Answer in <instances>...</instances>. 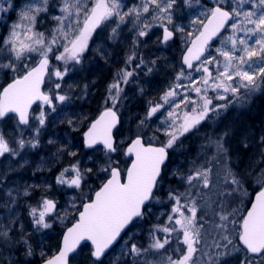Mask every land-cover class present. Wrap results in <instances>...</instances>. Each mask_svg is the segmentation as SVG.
Here are the masks:
<instances>
[{
    "label": "snow or ice",
    "instance_id": "1",
    "mask_svg": "<svg viewBox=\"0 0 264 264\" xmlns=\"http://www.w3.org/2000/svg\"><path fill=\"white\" fill-rule=\"evenodd\" d=\"M209 3L140 0L128 6L123 0H29L24 4L7 35L0 36V158L13 159L23 168L30 150L51 146V156L41 158L33 175L47 171L52 180L12 185L10 173L16 166L0 171V264H36L37 258L39 264H79L84 249L88 264H106L125 236L120 254L124 264H198V253L207 257L206 264L232 260L264 264V129L235 147L227 124L222 132L205 135L202 147L213 151V161L221 165L215 180L207 162L200 165L194 160L186 169L170 167L171 154L184 148L183 138L197 134L209 121L223 122L234 100L244 103L264 89V0ZM16 7L4 0L0 13ZM184 7L199 9L190 21L191 30L176 23L177 10ZM45 20L52 27L40 31ZM129 24L131 48L96 114L65 112L56 122L67 128L66 136L49 138L45 145L42 136L54 122L53 114L87 95L88 85L77 95L72 85L66 86V77L84 64L89 52L107 63L109 42L119 40ZM154 27L161 29L155 41L159 45L182 34L181 67L162 102L147 101L143 114L125 127L122 110L129 100L128 86L136 84L143 95L137 70L148 75L156 66V60H145L139 51ZM215 38H220L221 46L212 55L209 49ZM97 40L102 43L96 45ZM192 71L201 74L199 79L192 78ZM209 90L216 95L210 97ZM77 137L79 143H74ZM250 149L255 151L244 168L231 163L234 154ZM253 182L258 190L250 194ZM61 196L67 199L62 202ZM152 218L156 222L147 231V243L137 241L130 233L138 222ZM54 225L63 230L58 242L49 246L38 237H46ZM149 255L161 259L154 262L146 258Z\"/></svg>",
    "mask_w": 264,
    "mask_h": 264
},
{
    "label": "rangeland",
    "instance_id": "2",
    "mask_svg": "<svg viewBox=\"0 0 264 264\" xmlns=\"http://www.w3.org/2000/svg\"><path fill=\"white\" fill-rule=\"evenodd\" d=\"M4 0H0L3 3ZM17 7L15 10H10L8 13H0V36L7 35V30L10 25L15 22L20 9L29 0H9ZM125 5L131 6L134 4H139L140 0H123ZM200 3L205 6H211L209 0H200ZM198 8H187L178 9L176 13V23L181 24L186 30H191L190 21L198 14ZM58 14V12L56 13ZM149 22L151 23V18L149 17ZM52 22L50 20H45L44 25L40 27V31H45V28H51ZM132 25L129 24L124 28L121 34V38L116 42H109L108 44V62L106 63L104 59H101L98 55H94L93 52L86 54L84 64L82 66H77L70 74L66 77L65 84L72 85L75 88V94L79 95L84 85H88L87 95L83 99L75 100L72 105L66 107L64 111L58 114H53L52 120L54 121L49 127L44 131L42 136V141L47 145V140L49 138H54L57 140L63 139L66 136L67 128L58 121L63 118L65 112L71 113L76 112L77 114L84 112L89 114V116L96 114L97 108L102 104L103 96L105 95V90L107 85L112 81L113 74L120 67H124V60L126 59V54L131 48V41L133 37V32L130 31ZM161 29L154 27L150 33L151 38L146 39V43L141 45L139 51L143 55L145 60L151 61L156 60V66L152 73L145 75L143 71L137 70L139 75L137 80L139 86L143 87L144 94L141 95L137 90L136 84H131L127 88V93L129 100L126 101V109L122 110V116L126 121L125 127L131 123V121L138 115L143 114V110L146 107L147 101L152 100L154 102H162L160 98L163 96L164 91L173 83L176 73L180 69L178 58L180 57L182 50L185 47L184 40L182 39V34L177 33L175 38L170 41L167 45H159L156 43V37L160 35ZM227 35V33H225ZM101 40L96 41V45L101 44ZM96 45H92L94 48ZM220 38L214 44L209 52L215 55V49L220 47ZM213 74L215 75V67H212ZM187 75V74H186ZM200 73L191 72L193 79H199ZM185 85L188 84V80L184 79L182 81ZM183 92V90H181ZM193 97L195 94H192ZM208 95L214 96L216 93L209 90ZM231 99V97H230ZM214 103H224V101H214ZM168 105H165L164 114L168 110ZM225 119L223 122H213L209 121L205 125L200 127V131L197 134H188L183 138L184 148L183 153H180L181 149L177 152L171 154L170 167L175 169L176 167L189 168L192 161H198L200 165L207 162L208 166L213 169L212 179L215 180L216 171L221 167L220 164L215 163L212 157L215 155L213 151H209L203 148L207 142L204 139L203 134L211 135L215 132H222L224 130V125H229L233 130V136L230 143L235 147L238 143L245 140V138L251 134L259 135L261 129H264V89L254 92L246 102L237 103L235 100L229 106L226 113H224ZM247 117V118H246ZM164 117L161 116L160 119ZM234 118V119H233ZM252 119V120H251ZM159 121L157 120L152 124L153 127L158 126ZM134 127V125H132ZM10 127V126H9ZM75 135V134H74ZM74 143H79L78 137L75 139ZM54 148L51 146L42 147L39 150H30L26 159L28 164L23 168H20L15 160L10 158H0V171L16 166V171L10 173L9 183L12 185L23 184V183H43L44 181L51 182L52 174L45 172H36L33 175L35 167L40 163L41 158H49L51 152ZM255 149H250L247 153L243 151L234 154L231 163L238 168H244L248 163L249 157L254 153ZM87 163V161H86ZM171 179V177H170ZM215 189V185L213 186ZM258 189V185L253 182L248 191L252 194L253 189ZM39 193L36 194V197ZM35 198V197H34ZM66 200L67 197H58ZM247 201H245V204ZM158 210L162 209L160 205H157ZM163 219V218H162ZM155 221V218H152ZM63 230L59 225H54L53 230H48L47 236L44 237L43 234L38 237L45 240V243L49 246H54L58 242L59 233ZM210 231V229H209ZM134 236L137 241H143L145 244L147 231L141 227V223L138 222V226L132 230L130 233ZM213 233L206 240V245L210 246L212 244ZM128 237L121 241L117 248H115L109 255L106 264H111L112 261H116V264H124V258L120 256L122 251V245ZM204 251H209L210 248L201 245ZM86 251V250H84ZM82 252L79 257V264H87L84 260L88 257V254ZM84 257V258H83ZM119 258V259H118ZM148 260L157 262L161 259L159 255L153 256L149 255L146 257ZM198 264H206L207 257H203L202 253L197 254ZM39 262L38 258L36 263ZM231 264H238L236 260H232Z\"/></svg>",
    "mask_w": 264,
    "mask_h": 264
},
{
    "label": "trees",
    "instance_id": "3",
    "mask_svg": "<svg viewBox=\"0 0 264 264\" xmlns=\"http://www.w3.org/2000/svg\"><path fill=\"white\" fill-rule=\"evenodd\" d=\"M187 74V73H186ZM98 109V108H97ZM247 118V117H246ZM234 119V118H233ZM252 120V119H251ZM205 135H206V133H204L203 134V136L205 137ZM181 152L180 153H183L182 151V149L180 150ZM139 223H141V227L145 230V231H148V229L151 227V225L153 224V223H155L154 222V220H149V221H140ZM84 250H86V251H84L86 254H88V250L87 249H84ZM84 258V257H83ZM84 262L85 263H87L88 264V260H87V258L84 260ZM36 264H38V262L36 263Z\"/></svg>",
    "mask_w": 264,
    "mask_h": 264
},
{
    "label": "water",
    "instance_id": "4",
    "mask_svg": "<svg viewBox=\"0 0 264 264\" xmlns=\"http://www.w3.org/2000/svg\"><path fill=\"white\" fill-rule=\"evenodd\" d=\"M216 39H217V38H215V39L211 42V44L214 43V42L216 41ZM186 70H187V69H186ZM187 71H189V70H187Z\"/></svg>",
    "mask_w": 264,
    "mask_h": 264
}]
</instances>
